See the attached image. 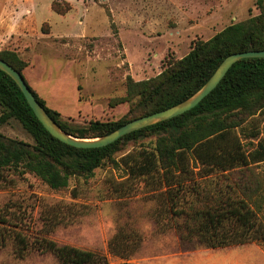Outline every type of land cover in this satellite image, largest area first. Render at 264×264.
I'll return each mask as SVG.
<instances>
[{"label":"trees","instance_id":"trees-1","mask_svg":"<svg viewBox=\"0 0 264 264\" xmlns=\"http://www.w3.org/2000/svg\"><path fill=\"white\" fill-rule=\"evenodd\" d=\"M58 14H66L53 4ZM43 33L49 29L42 27ZM264 50V7L246 22L226 27L208 41H198L182 59L171 61L156 77L128 78L126 95L111 101L128 103L119 121H90L77 125L64 120L45 100L32 93L49 116L68 134L90 139L103 137L125 124L178 105L196 94L231 54ZM0 59L23 75L27 63L14 50H1ZM264 110V58L243 59L232 66L220 84L198 106L173 119L124 136L102 148L81 149L55 139L40 123L15 81L0 70V128L19 122L32 137L29 144L0 133V185L11 173L33 174L53 190L69 186L72 177H90L130 141L156 136L154 147L121 158L129 178L114 184L118 195L129 194L144 183L159 206L155 220L161 231L174 229L187 249H218L264 241L260 220L264 205V180L253 165L264 163V138L257 130L243 142L237 129ZM88 207L61 204L45 207L44 227L31 240L26 234V211L0 206V249L9 244L18 259L33 251L53 254L61 264H109L93 251L60 245L48 237L60 226L88 213ZM136 232L122 231L109 242V251L129 258L139 243ZM129 264V263H119Z\"/></svg>","mask_w":264,"mask_h":264},{"label":"rangeland","instance_id":"rangeland-1","mask_svg":"<svg viewBox=\"0 0 264 264\" xmlns=\"http://www.w3.org/2000/svg\"><path fill=\"white\" fill-rule=\"evenodd\" d=\"M66 14H58L53 4ZM264 0H0V51L14 50L27 63L24 79L47 106L77 125L119 121L128 103L111 101L126 95V82L158 76L171 61L184 58L198 41H208L226 27L261 13ZM25 26L19 39L4 42L7 24ZM44 29H49L44 34ZM11 44V45H10ZM19 50V52L17 51ZM257 130L264 138V110L237 129L247 147ZM8 138L34 141L19 122L0 128ZM156 136L130 141L112 161L90 177H72L69 186L53 190L33 174L11 173L0 185V206L26 211V234L33 240L43 229L45 207H88V213L48 235L60 245L97 252L109 264H264V241L242 246L187 249L174 229L161 231L155 220L158 199L140 182L118 195L114 184L129 178L121 158L155 146ZM264 180V163L253 165ZM260 220L264 223V205ZM122 231L136 232L138 245L129 258L109 251ZM0 264H61L51 253L33 251L24 259L9 244L0 249Z\"/></svg>","mask_w":264,"mask_h":264},{"label":"water","instance_id":"water-1","mask_svg":"<svg viewBox=\"0 0 264 264\" xmlns=\"http://www.w3.org/2000/svg\"><path fill=\"white\" fill-rule=\"evenodd\" d=\"M249 58H264V50L246 51V52L234 53L229 55L220 64V66L212 75V77L208 80V82L191 98L173 107L135 119L125 124L124 126L120 127L111 134H108L103 137L90 138V139L76 138L68 134L67 132L63 131L61 127L49 116L45 108L36 99V97L31 91V88L24 79V76L20 72H18L13 66H11L2 59H0V70L5 72L7 75H9L19 86L30 108L33 110L34 114L36 115L37 119L55 139L59 140L64 144L76 148L93 149V148L106 147L135 131L144 129L159 122L173 119L175 117H178L180 115H183L191 111L196 106H198L207 96L210 95V93L224 79V77L226 76V74L234 64H236L240 60L249 59Z\"/></svg>","mask_w":264,"mask_h":264},{"label":"crops","instance_id":"crops-1","mask_svg":"<svg viewBox=\"0 0 264 264\" xmlns=\"http://www.w3.org/2000/svg\"><path fill=\"white\" fill-rule=\"evenodd\" d=\"M24 27L25 26L18 25L16 23L7 24V27H6L7 31L5 34H3L2 39L4 40V42L8 39H11V40H15V38L19 39V37H21L22 35L27 34L26 32H24ZM3 45L4 44L0 42V46H3ZM17 51L19 52V50Z\"/></svg>","mask_w":264,"mask_h":264}]
</instances>
